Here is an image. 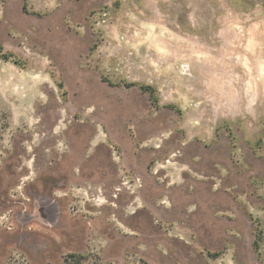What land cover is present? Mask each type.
I'll return each instance as SVG.
<instances>
[{
    "label": "rangeland",
    "instance_id": "374dc122",
    "mask_svg": "<svg viewBox=\"0 0 264 264\" xmlns=\"http://www.w3.org/2000/svg\"><path fill=\"white\" fill-rule=\"evenodd\" d=\"M0 264H264V0H0Z\"/></svg>",
    "mask_w": 264,
    "mask_h": 264
},
{
    "label": "flooded vegetation",
    "instance_id": "af4514ba",
    "mask_svg": "<svg viewBox=\"0 0 264 264\" xmlns=\"http://www.w3.org/2000/svg\"><path fill=\"white\" fill-rule=\"evenodd\" d=\"M55 110V109H54ZM52 110L51 108H50V106H49V108H48V113L47 112H44V111H40L39 113L40 114H42V116H43V118H42V123L44 122V123H46L47 124V128L44 130L47 134H48V137L47 138H45V140H44V142H45V144H50V141H51V133L49 132V129H50V126H51V124H53V123H56V127H57V124H58V126H60V123H59V120H60V118H61V113H59V111L57 112V110ZM45 135V134H44ZM63 135L67 138V140L68 141H70L71 142V144H72V148H70V153H65V154H63L62 155V157L63 156H66V155H68L69 157H72L73 159H79V158H81L82 157V155H83V152H84V150H85V148H86V146H85V142H86V140L87 139H85V138H80V140H79V142H76V143H74L73 141H76L75 139H77V138H74V131H71V129H69L68 131H65L64 133H63ZM168 142V141H167ZM166 144V143H165ZM159 149H163V147H158ZM37 154H38V160H37V164H39V163H41V164H43V163H45L44 161L45 160H48V159H52L53 157H54V153H52V152H50V154H48V155H44V156H41L42 155V153H38V151L36 152ZM181 153V152H180ZM181 155V154H180ZM186 157H188V156H190V155H188V154H184ZM182 156V155H181ZM68 157V158H69ZM176 157H178V155H176ZM185 157V158H186ZM208 182L209 181H206V182H201V183H196V182H194L195 183V194H194V196L192 197V200L191 201H193V203L194 202H196L197 200L200 202V199L201 198H203L204 197V195H203V192H201L200 191V188L201 189H203V187H204V185L203 184H206V185H208ZM73 183V182H72ZM76 184L77 183H79V182H75ZM193 182H191V183H189L188 185H187V189H189V187L191 186V185H193L194 184ZM201 184H202V186H201ZM208 191H210V186L208 187ZM117 192H120V193H122L123 192V190L121 189V188H118L117 189ZM134 197H139V193H137V194H134ZM152 197V199H154L153 201H155V199L157 198V195L156 194H154L153 196H151ZM168 203L169 202H165V201H163V205H168ZM200 210H201V206H199L198 205V207H197V209L194 211V212H192L191 213V215H195V214H197V213H199L200 212ZM93 225H85V226H83V228H86V229H89L90 227H92ZM102 227H103V229H105V228H108L109 226H108V224L105 222V224H103L102 225ZM90 231H95V229H89ZM180 240H182V239H180ZM170 245L171 244H173V242H171L170 241V243H169ZM173 248H174V246H173Z\"/></svg>",
    "mask_w": 264,
    "mask_h": 264
},
{
    "label": "trees",
    "instance_id": "16d2710c",
    "mask_svg": "<svg viewBox=\"0 0 264 264\" xmlns=\"http://www.w3.org/2000/svg\"><path fill=\"white\" fill-rule=\"evenodd\" d=\"M144 91H151V88L150 87H143L142 88ZM259 244V242H258V240L255 242V245H258Z\"/></svg>",
    "mask_w": 264,
    "mask_h": 264
}]
</instances>
